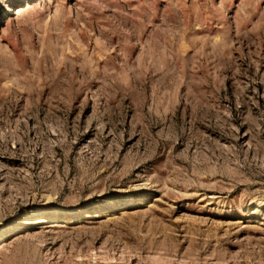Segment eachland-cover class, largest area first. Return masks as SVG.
I'll list each match as a JSON object with an SVG mask.
<instances>
[{
    "label": "rangeland",
    "instance_id": "374dc122",
    "mask_svg": "<svg viewBox=\"0 0 264 264\" xmlns=\"http://www.w3.org/2000/svg\"><path fill=\"white\" fill-rule=\"evenodd\" d=\"M0 264H264V0H0Z\"/></svg>",
    "mask_w": 264,
    "mask_h": 264
}]
</instances>
